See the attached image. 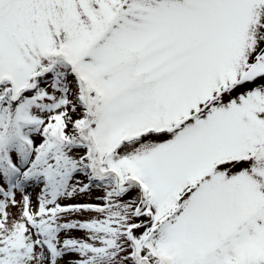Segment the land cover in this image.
<instances>
[{
	"label": "snow or ice",
	"instance_id": "6c2138e0",
	"mask_svg": "<svg viewBox=\"0 0 264 264\" xmlns=\"http://www.w3.org/2000/svg\"><path fill=\"white\" fill-rule=\"evenodd\" d=\"M0 264H264V0H0Z\"/></svg>",
	"mask_w": 264,
	"mask_h": 264
},
{
	"label": "rangeland",
	"instance_id": "374dc122",
	"mask_svg": "<svg viewBox=\"0 0 264 264\" xmlns=\"http://www.w3.org/2000/svg\"><path fill=\"white\" fill-rule=\"evenodd\" d=\"M37 192H38V189L32 190L33 199H35V195H36Z\"/></svg>",
	"mask_w": 264,
	"mask_h": 264
}]
</instances>
